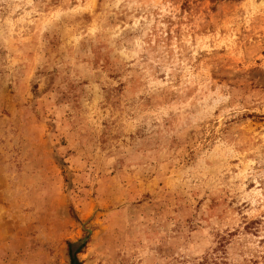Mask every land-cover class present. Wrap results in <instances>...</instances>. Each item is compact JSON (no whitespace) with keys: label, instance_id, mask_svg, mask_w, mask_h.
I'll return each mask as SVG.
<instances>
[{"label":"clouds","instance_id":"9594fccd","mask_svg":"<svg viewBox=\"0 0 264 264\" xmlns=\"http://www.w3.org/2000/svg\"><path fill=\"white\" fill-rule=\"evenodd\" d=\"M184 3L0 0V264H264V0Z\"/></svg>","mask_w":264,"mask_h":264},{"label":"rangeland","instance_id":"374dc122","mask_svg":"<svg viewBox=\"0 0 264 264\" xmlns=\"http://www.w3.org/2000/svg\"><path fill=\"white\" fill-rule=\"evenodd\" d=\"M193 2L194 0H185V3L184 5H182V8L190 9ZM213 11H215V9H213Z\"/></svg>","mask_w":264,"mask_h":264}]
</instances>
